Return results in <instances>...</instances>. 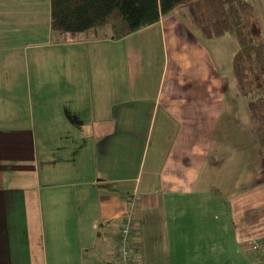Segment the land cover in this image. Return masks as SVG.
<instances>
[{
  "label": "crops",
  "instance_id": "1",
  "mask_svg": "<svg viewBox=\"0 0 264 264\" xmlns=\"http://www.w3.org/2000/svg\"><path fill=\"white\" fill-rule=\"evenodd\" d=\"M171 15L119 39L65 41L87 51L88 90L69 68L34 84L27 72L23 101L0 89V264H117L129 197L134 264H254L264 148L238 101L224 117L223 98H207L220 92L206 83L210 55L190 53L180 18L168 43Z\"/></svg>",
  "mask_w": 264,
  "mask_h": 264
},
{
  "label": "rangeland",
  "instance_id": "2",
  "mask_svg": "<svg viewBox=\"0 0 264 264\" xmlns=\"http://www.w3.org/2000/svg\"><path fill=\"white\" fill-rule=\"evenodd\" d=\"M132 0H124L122 2L123 9L128 10L127 3ZM254 6V11L259 21L261 33L264 34V0H251ZM182 9H177L175 16L166 17L163 27L168 43L170 44L171 23L176 18H180L183 22V29L185 36H189L190 42L192 38V46L189 45L190 53L196 51L197 48L205 51L210 55L208 61V69L206 74L207 85H220V92L218 90L207 91V98H212L219 95L223 98V105H217L216 115L219 116H233L235 114V105L230 101L239 102V115L241 120L248 121V115L245 107V99L237 93L234 73L232 69V56L238 47V42L235 36L230 33H224L214 37H206L200 30L198 23L195 21L193 14L187 7L185 11L180 14ZM129 18L135 15V12L130 8ZM51 3L50 0H0V89L4 88V84L11 85L9 89L10 95L20 96L19 100L23 101L22 86L26 82L27 72L29 73V81L34 84L38 78H47L53 73L52 70H60L64 68L76 69L79 71V83L86 88V73H87V51L83 45L72 44L68 42L55 43L50 41V29H53L51 24ZM122 47L127 52L125 40L121 41ZM166 45V43H165ZM81 48L80 52L83 58L76 60L74 55L77 54V49ZM129 53V51H128ZM133 56L128 55V65L131 64ZM77 71V72H78ZM39 73V77H38ZM264 73V71H263ZM72 75L67 79H63L64 85H70ZM51 82V81H50ZM49 82V83H50ZM75 82V81H74ZM73 82V83H74ZM48 83V84H49ZM65 85V86H66ZM89 87V85H88ZM87 87V90H88ZM82 88V87H81ZM210 87L208 86V89ZM213 89V88H211ZM83 90V89H82ZM260 90L264 93V77L260 82ZM51 92L49 86L43 94L45 97ZM129 92V90H128ZM95 93V92H94ZM128 94V93H127ZM38 92L33 94V104L31 109V116L33 117L38 110H43V103L38 100ZM230 104L232 106H230ZM221 108L222 114H219ZM48 117V116H47ZM51 117H48V119ZM220 125L219 120L213 118L211 126ZM251 128V127H250ZM250 135V129H247ZM70 138V136L68 135ZM249 142L248 139L243 140L241 145L245 147ZM68 161H69V155ZM129 202L133 201L131 197ZM134 202L124 211L122 222H124L128 214L134 218ZM135 219V218H134ZM121 225L117 232H122ZM256 240H263L261 237L254 238ZM253 239V240H254ZM251 240L248 243L251 245ZM255 250L253 258L254 264H264V254L255 245H251Z\"/></svg>",
  "mask_w": 264,
  "mask_h": 264
},
{
  "label": "trees",
  "instance_id": "3",
  "mask_svg": "<svg viewBox=\"0 0 264 264\" xmlns=\"http://www.w3.org/2000/svg\"><path fill=\"white\" fill-rule=\"evenodd\" d=\"M50 0V39L73 42L87 39L126 37L162 17L188 6L206 37L224 33L235 36L238 47L232 56L237 93L245 99L249 120L244 124L253 132L260 150L264 148V34L251 0ZM130 8L135 15L129 18ZM251 127V128H250ZM134 202V198L131 197ZM130 202V203H131ZM129 203V202H128ZM135 219H133V231ZM132 247L134 245L132 243ZM135 259H132L134 264Z\"/></svg>",
  "mask_w": 264,
  "mask_h": 264
},
{
  "label": "built area",
  "instance_id": "4",
  "mask_svg": "<svg viewBox=\"0 0 264 264\" xmlns=\"http://www.w3.org/2000/svg\"><path fill=\"white\" fill-rule=\"evenodd\" d=\"M133 219L130 214H128L122 222L121 229L122 232L117 236V246H116V262L117 264H133L132 259H134L133 247L131 242V235L133 231ZM255 244L264 254V239L263 240H251V245Z\"/></svg>",
  "mask_w": 264,
  "mask_h": 264
}]
</instances>
